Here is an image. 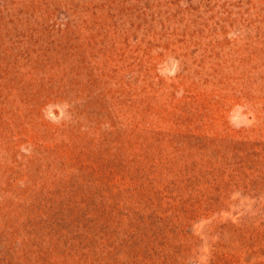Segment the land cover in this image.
<instances>
[{"label":"rangeland","instance_id":"374dc122","mask_svg":"<svg viewBox=\"0 0 264 264\" xmlns=\"http://www.w3.org/2000/svg\"><path fill=\"white\" fill-rule=\"evenodd\" d=\"M0 264H264V0H0Z\"/></svg>","mask_w":264,"mask_h":264}]
</instances>
